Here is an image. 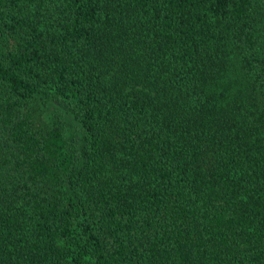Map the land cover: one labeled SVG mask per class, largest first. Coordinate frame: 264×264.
<instances>
[{
    "label": "trees",
    "instance_id": "obj_1",
    "mask_svg": "<svg viewBox=\"0 0 264 264\" xmlns=\"http://www.w3.org/2000/svg\"><path fill=\"white\" fill-rule=\"evenodd\" d=\"M0 264H264V0H0Z\"/></svg>",
    "mask_w": 264,
    "mask_h": 264
}]
</instances>
